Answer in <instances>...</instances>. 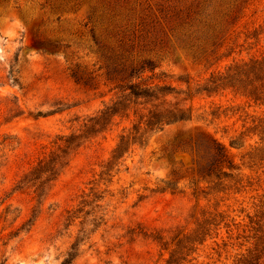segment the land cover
Returning <instances> with one entry per match:
<instances>
[{"label":"rangeland","instance_id":"374dc122","mask_svg":"<svg viewBox=\"0 0 264 264\" xmlns=\"http://www.w3.org/2000/svg\"><path fill=\"white\" fill-rule=\"evenodd\" d=\"M115 53L151 58L191 119L133 145L101 174L129 126L116 118L76 150L45 197L16 190L59 135L79 132L114 98L105 65ZM262 54L264 0H0V264H60L76 236L70 264H167L205 221L214 223L209 233L188 254L180 248L179 264H239L254 252L250 220L264 207V133L254 125L264 104L196 88L211 72ZM188 137L223 147L232 177L210 189L195 170L200 154L174 146ZM81 200L66 227V211Z\"/></svg>","mask_w":264,"mask_h":264},{"label":"trees","instance_id":"16d2710c","mask_svg":"<svg viewBox=\"0 0 264 264\" xmlns=\"http://www.w3.org/2000/svg\"><path fill=\"white\" fill-rule=\"evenodd\" d=\"M94 38V37H93ZM97 43L96 39H94ZM129 48H133L132 45ZM99 50L101 47L99 46ZM139 50H145L144 47ZM105 76L114 80L115 96L104 104L94 115L88 117L79 132L72 131L57 137L60 141L48 154L43 155L31 165L16 182V190L32 189L37 199L45 197L53 182L68 164L71 156L91 135L102 132L114 123L116 118L129 120V126L122 128L118 139L110 152L101 174H107L119 159L130 151L133 145H144L148 138L161 131L166 125H171L191 119L190 108L183 103L172 99L176 98L178 91L171 84L162 81V72L155 73L156 64L151 58L133 60L123 53L109 54L106 56ZM11 75V71L9 72ZM75 79H78L74 74ZM14 80V79H13ZM229 89L234 94H239L254 104H264V54L259 57L249 58L230 63L223 71L211 72L206 80L196 88L197 92L210 95ZM185 100V98H183ZM61 111L60 108L53 112ZM38 112L37 115H41ZM255 129L260 127V139L264 133V120H260ZM175 148L195 149L200 154L195 162V170L202 179L212 183L210 189H215L221 178H231L232 170L236 168L227 157L223 147L218 144L195 137L179 138L174 143ZM263 150L255 147L254 151ZM84 201H80L74 209L66 211L64 218L66 227L73 224L79 213L83 210ZM9 215V210H4V217ZM16 215L13 217L16 219ZM32 217L21 223L17 230H27L32 224ZM255 243L254 252H250L239 264H264V207L255 215ZM83 221H80L82 224ZM211 221L202 222L192 233L186 235L177 243L176 248L170 251L167 264H179L180 248H186V254L193 250V245L202 243L209 233ZM16 230V231H17ZM81 232L82 229L80 228ZM16 233V232H15ZM160 239V237H155ZM79 238L76 236L70 245L69 251L60 264H70L77 254Z\"/></svg>","mask_w":264,"mask_h":264}]
</instances>
